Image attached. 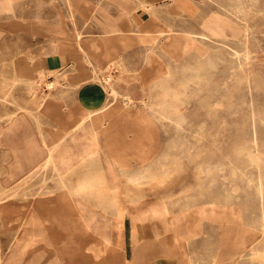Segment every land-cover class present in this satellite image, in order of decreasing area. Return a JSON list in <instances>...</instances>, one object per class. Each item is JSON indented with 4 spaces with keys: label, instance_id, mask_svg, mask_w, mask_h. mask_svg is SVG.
I'll return each mask as SVG.
<instances>
[{
    "label": "rangeland",
    "instance_id": "rangeland-1",
    "mask_svg": "<svg viewBox=\"0 0 264 264\" xmlns=\"http://www.w3.org/2000/svg\"><path fill=\"white\" fill-rule=\"evenodd\" d=\"M105 1L17 0L13 11L0 9V264H177L182 256L172 241L161 233L154 238L140 227L150 222L170 230L176 244L189 229L180 223L186 215L195 224L184 236L194 234L196 223L205 220L201 236L190 243L192 264H264V230H258L264 224V118H258L264 117V0H190L191 12L178 11L179 0H138L128 8L144 10L133 18L130 13L136 11L122 8L120 0ZM109 2L120 10L109 11ZM164 7L172 10L163 13ZM36 11L44 16L41 26L34 21ZM76 15L94 20L98 29L93 24L82 30ZM147 30L149 44L174 74L167 90L182 92L189 100L165 102V89L150 88L142 40ZM81 45L93 50L84 51ZM136 45L129 54L139 61L135 78L127 80L123 68L119 81L140 95L126 93L133 96L130 104L124 97L110 98L103 122L118 130L128 126L130 139L145 130L153 137L147 156L129 159L123 157L129 151L127 140L102 128V151L114 153V174L106 172L105 192L124 212L122 235L127 241L126 247L113 249L100 234L85 229L110 219L112 208L105 210L94 195L81 191H72L76 195L67 199L57 171L38 168L48 154L39 145L44 140L53 144L70 131L83 105L92 110L105 104L102 85L86 80L93 69L103 68L107 53L125 58ZM54 47L71 68L44 70ZM42 78L57 80L55 88L39 86ZM80 80L85 86L77 91L72 82ZM87 89H100L106 97L86 101ZM153 120L160 142L151 129ZM76 150L71 147L60 159L76 156ZM26 152L31 160L19 158ZM68 173L65 179L83 178L79 168ZM78 202L98 211V218L88 210L81 214ZM145 251L150 255H140Z\"/></svg>",
    "mask_w": 264,
    "mask_h": 264
},
{
    "label": "bare ground",
    "instance_id": "bare-ground-1",
    "mask_svg": "<svg viewBox=\"0 0 264 264\" xmlns=\"http://www.w3.org/2000/svg\"><path fill=\"white\" fill-rule=\"evenodd\" d=\"M55 1V0H54ZM13 3V2H12ZM98 3V2H97ZM122 8L126 9L129 6H131L132 1L131 0H120L119 1ZM142 3V2H141ZM134 4V3H132ZM99 5V4H98ZM101 5V4H100ZM142 5V4H141ZM102 6V5H101ZM139 6V5H138ZM179 7L181 9H185V11H194V4L190 0H179ZM97 8V7H96ZM96 10V9H95ZM12 11V10H11ZM163 11V10H162ZM156 13V12H155ZM164 13V11H163ZM162 13V14H163ZM191 14V13H190ZM126 15V14H125ZM139 15V14H138ZM160 15V14H159ZM167 16V15H166ZM166 16L164 15L165 19ZM163 17V18H164ZM181 18V17H180ZM173 19V17H172ZM169 20L170 18L168 19ZM109 21V20H108ZM104 22V21H103ZM111 22V21H110ZM137 22V21H136ZM138 23V22H137ZM186 23V22H185ZM108 24V23H107ZM205 24V23H204ZM97 25V24H96ZM174 27V26H172ZM101 28V27H100ZM111 28V27H110ZM177 28V27H176ZM204 28V25H203ZM205 28H208L207 25ZM57 33L62 34V37H69V34L62 28H57ZM175 29V28H174ZM102 30V29H101ZM160 30V28H159ZM178 30V29H177ZM212 30L209 28V31ZM103 31V30H102ZM101 31V33H102ZM198 31V30H197ZM214 31V30H212ZM82 32V31H81ZM181 32V31H180ZM185 32V30H184ZM190 32V31H188ZM74 33V32H73ZM147 37L142 38V40L146 43V54H145V60L150 65V71H149V80H150V88L160 87L165 89L163 100L165 102H170V100H174L175 102H182L189 100V97H186L184 99V96H182V92H171L168 91V84L169 81L173 79L174 74L170 73L164 66L163 61L159 59L156 55L155 49L153 45L149 44V33L150 31L147 30ZM186 33V32H185ZM217 33V32H213ZM218 34V33H217ZM82 35V34H80ZM105 35V34H104ZM184 35V34H183ZM201 35V34H200ZM203 35V34H202ZM102 36V35H101ZM160 36V35H159ZM188 37V36H187ZM84 38V37H83ZM192 38V37H190ZM193 39V38H192ZM114 40V39H113ZM152 41H154L152 39ZM194 42V39H193ZM192 42V44H193ZM124 44V42H122ZM247 43V42H246ZM96 47H100V44L97 42L94 43ZM199 44V43H198ZM85 45V44H84ZM125 45V44H124ZM122 45V47H125ZM93 47V46H92ZM127 47V46H126ZM55 48V47H54ZM81 48L84 51H90L91 46L86 45L85 47L81 45ZM124 49V48H123ZM129 49V48H128ZM93 50V49H91ZM116 50V49H115ZM248 49H246L247 51ZM52 51V50H51ZM202 52V51H201ZM240 54V53H238ZM117 56V58H116ZM107 59L105 63H103L102 69H93V74L89 77V79L86 80L87 83L90 82H96L102 85L103 89L105 90L107 94V101L105 104L97 109H87L85 106L84 111L82 115L80 116L79 121L71 127L70 131H68L64 136H62L59 140L55 141L53 144H48L46 140L42 142V144L39 145L40 151H47V158L43 160L39 165V169H53L57 171L58 176L61 178L63 188L68 191V198H74L76 195L72 191H81L86 193L87 195H94L95 198L99 201L100 205L106 210L107 208H112L113 215L108 220H102L98 221V223H95L93 225H88L86 231L88 232H96L100 234L106 242L112 245L113 249L121 247L124 248L127 245L126 238L122 235V225L121 220L124 216L123 210L116 207V203L113 198H109L106 194V184H107V178H106V172L111 170V157L113 158V152L110 150L102 151V128H106L104 126V120H103V111H105L109 106V99L112 98L118 99L119 97H124V100L127 104H130L133 101V96L123 93L120 90V81H119V72L120 69L126 68V65L124 64V59L121 58V53L112 54L107 53L106 55ZM247 58V57H246ZM90 61V60H89ZM93 63V62H92ZM95 64V63H94ZM93 66V65H92ZM97 66V65H96ZM58 70H54L53 72L58 73ZM204 72V71H203ZM83 76V75H82ZM138 78V77H137ZM248 79V78H247ZM42 82H40L38 85L42 86L43 83H45L49 90L55 88L57 80H47L45 81L44 78L41 79ZM85 80H80V82H72V86L78 89L84 85ZM85 82V83H86ZM17 83V82H16ZM201 83V82H200ZM119 84V86L117 85ZM196 84V83H195ZM14 86V85H13ZM85 86V85H84ZM215 86V85H214ZM37 89V88H36ZM40 89V88H39ZM42 89V88H41ZM208 91V90H207ZM8 93V92H7ZM44 93V92H43ZM6 100V99H5ZM115 101V100H114ZM187 103V102H186ZM44 105V104H43ZM111 105V104H110ZM163 107V106H162ZM24 108V107H23ZM27 109V108H24ZM177 109V108H175ZM109 112V111H108ZM110 113V112H109ZM260 113V112H259ZM113 116V115H110ZM163 116V115H162ZM253 116V115H252ZM255 116V115H254ZM118 117V116H117ZM258 118H264V117H258ZM16 119V117L14 118ZM12 120L11 123L13 125L16 124L15 120ZM110 119V118H109ZM112 119V118H111ZM225 120V119H224ZM38 122V121H37ZM172 122V121H171ZM255 122V121H254ZM261 122V121H260ZM262 123V122H261ZM39 124V123H38ZM151 125V124H150ZM264 125V124H263ZM109 126V127H108ZM106 129L114 130L117 137L121 138L124 137L128 142V148L129 151L127 153L123 154L124 158H133V157H143L148 155V151L152 144V133L149 130L136 132L135 135L132 137V139L129 138V131L130 128L126 125H122L120 130L117 129V126L114 125L111 127L108 125ZM39 127V126H38ZM116 128V129H115ZM149 128V127H146ZM240 136V135H239ZM256 138V136H255ZM255 141V140H254ZM234 142V141H233ZM234 144V143H233ZM71 147L76 148L77 150L75 153H77L74 157H69L66 159H60V155L62 153H69V149ZM248 148V147H247ZM171 150V149H170ZM260 153V152H259ZM69 155V154H68ZM67 155V156H68ZM263 155V153H262ZM116 156V155H115ZM122 156V155H121ZM120 156V157H121ZM253 159L251 155H248ZM258 157V156H257ZM119 158V157H118ZM117 159V158H115ZM129 159L127 162H130ZM259 159V158H258ZM124 160V159H123ZM144 160V159H143ZM255 160V158H254ZM141 161V160H140ZM115 162V161H114ZM123 162V161H122ZM255 162V161H254ZM258 162V160H257ZM261 162V161H260ZM259 163V162H258ZM128 164V163H126ZM130 164V163H129ZM216 164V163H215ZM226 165V164H225ZM146 167V166H145ZM260 167V166H259ZM80 169L81 173H83V178L77 179V178H69L65 179L66 174H69L68 172L75 171L77 169ZM122 168V167H121ZM113 169V168H112ZM165 169V168H164ZM219 170V169H218ZM261 171V170H260ZM112 172V170H111ZM39 173V172H38ZM41 173V172H40ZM39 173V174H40ZM108 173V172H107ZM141 173V172H140ZM261 173V172H260ZM109 174V173H108ZM112 175L114 172L111 173ZM139 174V173H138ZM251 174V173H250ZM118 175V174H117ZM145 175V172H144ZM143 175V176H144ZM261 177V176H260ZM150 179V178H149ZM250 179V178H249ZM142 180V179H141ZM116 182V181H114ZM259 182V180H258ZM252 183V182H251ZM118 184V183H117ZM222 185V184H221ZM255 185V184H254ZM4 187V186H3ZM113 188V187H112ZM2 189V188H0ZM115 189V188H114ZM49 191V190H48ZM109 191V190H108ZM112 191V190H111ZM115 191V190H114ZM264 192V190L262 191ZM2 194V192H1ZM67 194V193H66ZM16 195V194H15ZM239 195V194H238ZM259 196V195H258ZM230 197V196H228ZM222 201V200H220ZM226 202V201H225ZM201 203V202H200ZM210 203V202H209ZM208 203V205H209ZM223 203V202H220ZM219 203V204H220ZM230 203V202H229ZM212 204V203H211ZM210 204V205H211ZM225 204V203H224ZM203 205V204H202ZM207 205V204H206ZM227 205V204H225ZM73 206V205H72ZM74 207V206H73ZM184 207V206H183ZM218 207V206H217ZM225 207V206H224ZM245 207V206H244ZM169 208V207H168ZM185 208V207H184ZM226 208V207H225ZM223 209V208H222ZM77 210L82 214L85 210H88L90 212V216H92L93 219L98 218V211L94 209H89L83 202H78L77 204ZM186 210V209H185ZM233 211V210H232ZM77 212V211H76ZM196 213V212H195ZM240 214V213H239ZM195 215V214H194ZM197 215V214H196ZM201 214L199 213V216ZM235 215V214H234ZM233 215V216H234ZM228 216V215H227ZM238 216V215H237ZM241 216V214H240ZM236 217V216H235ZM180 218V217H179ZM230 219V218H229ZM236 219V218H235ZM234 219V220H235ZM241 219V218H240ZM233 220V222H234ZM262 220V219H261ZM91 221V220H90ZM232 221V220H231ZM82 223V222H81ZM238 223V222H237ZM236 223V224H237ZM24 224V222H23ZM26 224V223H25ZM232 224V223H231ZM239 224V223H238ZM75 226V225H74ZM233 226V225H231ZM230 226V227H231ZM78 227V226H77ZM237 227V226H235ZM244 227V226H243ZM257 227V225L255 226ZM76 228V226H75ZM234 228V227H232ZM84 229V230H85ZM111 229L112 235L108 230ZM244 229V228H243ZM264 230V224L262 227H259L258 230ZM22 230V228H21ZM44 230V229H43ZM69 231L68 234L71 236L75 234L76 231H73L71 228H67ZM42 231V230H41ZM243 231V230H242ZM245 231V230H244ZM247 231V230H246ZM262 233V231H260ZM35 233V232H34ZM117 234V236H115ZM192 234V232H191ZM17 235V234H16ZM34 236H36L34 234ZM30 237H32L30 235ZM25 238V237H24ZM34 239V238H33ZM246 239H248L246 236H242V242L246 244ZM20 240L17 241V243ZM29 241V240H28ZM34 241V240H33ZM36 241V240H35ZM34 241V242H35ZM189 242V241H188ZM13 243V242H12ZM30 243V242H28ZM26 244V243H25ZM34 244V243H33ZM20 245V244H18ZM17 245V246H18ZM27 245V244H26ZM35 245V244H34ZM248 245V244H246ZM16 246V247H17ZM31 246V245H29ZM15 247V246H14ZM15 247V248H16ZM28 247V246H27ZM169 248V247H168ZM24 249V248H23ZM26 250H29L26 249ZM25 251V250H24ZM99 252V251H98ZM24 253V252H22ZM26 253V251H25ZM38 253V252H37ZM40 255H43L40 254ZM45 255V254H44ZM43 255V256H44ZM42 256V257H43ZM40 257V256H37ZM242 257V255H241ZM1 258V257H0ZM15 259V258H13ZM40 259V258H39ZM33 260V259H32ZM2 261V260H1ZM37 262V260H35ZM57 261V259H56ZM131 261V260H130ZM4 262V260H3ZM17 262V261H16ZM15 262V263H16ZM34 262V260H33ZM32 262V263H33ZM58 263V262H56ZM132 263V262H131ZM35 264V262H34Z\"/></svg>",
    "mask_w": 264,
    "mask_h": 264
},
{
    "label": "crops",
    "instance_id": "crops-1",
    "mask_svg": "<svg viewBox=\"0 0 264 264\" xmlns=\"http://www.w3.org/2000/svg\"><path fill=\"white\" fill-rule=\"evenodd\" d=\"M16 1L17 0H0V9H4L6 11H11V10L13 11L15 8H17L16 7ZM108 1H110V0H106L105 2H108ZM131 1H133V3H136L138 0H131ZM159 1L161 2L163 0H159ZM108 4H110V2ZM110 5L111 6L109 7V11H112V7L114 9H117L118 11L120 10L115 5H113V4H110ZM170 8L171 7H164V8H161L160 10H167V9L170 10ZM143 10H144L143 8H137V9H135L133 7L128 8V11H136V12L130 13L131 18H133L134 16L135 17L137 16V14H138L137 11H143ZM171 10H172V8H171ZM178 11H185V9H179ZM76 16L78 17V21L81 22V26H83L82 30H88L90 27L93 28V24L96 26V23L94 22V20L89 19L88 21H86V20L82 19L79 15H76ZM33 17H34V21L37 23V26H41L42 23H43V18H44L43 14H42V11H36L33 14ZM66 19L70 21L69 18H66ZM13 24L14 23H11V25H13ZM72 26H73V24H72ZM95 28L98 29L97 26ZM99 32H96V33H99ZM137 48H139L138 45H136L134 47H131L128 50V52H126V54H125L124 64L126 65V70H125L124 74H125L127 80L135 78V75H136L134 73L135 72L134 69L137 67V65H139V61H138V58H133V56H130L129 54L132 51H134L135 49H137ZM59 54H60V51L57 50L56 48L53 49L52 51L48 52L47 57H49V58L46 59V65L44 66V70L45 71H48L47 68H52V69L56 68L57 70L60 69L61 71H63L64 69L71 68L72 65H70L69 67L64 65V59L63 58L61 59L59 57ZM31 55H33V53H31ZM91 66H92L91 64L88 65V68H91ZM132 69H133V72H131ZM124 84L125 83L120 85L122 87V88H120V90L122 92L130 93V94H132V95H134L136 97H139L138 95H140V94H138V92L134 91L133 89H131L129 87H125ZM67 90H69V89H67ZM84 92H85L84 93V100H86V101H89L91 99V97H94V96H97L100 100H102V99H104L106 97V94L103 91H101L100 89H98V90L87 89ZM76 94L78 96V93H76ZM142 95H144V93H142ZM80 103L83 105L82 101H80ZM120 107H122L121 104H120ZM151 129H152V131L154 133H156L157 127H156V125L154 123V120H153V123H151ZM156 138L160 142V135L157 134V133H156ZM20 156H21V157H19L20 159H25V160H27V159L31 160L32 159V154L27 153V152L24 155H23V153H20ZM28 164L27 163L25 164V165H28V167H26L25 170H29V168L31 167V164L30 163H28ZM146 201H149V202L153 201L154 202L155 200L149 199V200H146ZM127 207H130V205L127 206ZM168 217H170V216H168ZM191 219H192V217H190V215H186L184 218H181L180 223L185 228L189 227V229H190L192 227V225L195 224L194 221H192ZM202 224L205 225V220L203 222L201 220L200 222L196 223L197 230L194 231L195 233L192 234V235L184 236V234H188L189 229L188 230L186 229V231L184 230L183 231L184 234L180 233L181 235H179L178 242L176 244H174V242H173V240H175V238H174V235L172 234V232L170 230L163 231V230L157 229L150 222L142 223L141 224L142 226L140 227V231H142V229L149 230L154 235V238H156V233H161L162 237H165L164 239H169L170 241H172L171 244L173 246L177 247L176 250H177V252H179L178 255L182 256L180 258L181 260L179 261L180 263H177V264H192L194 256H193V252L191 251L190 243H192L191 241H193V240H197L201 236L202 231H200V230L203 228ZM158 227H160V225H158ZM140 231H139V233H140ZM188 239L190 241L189 243L187 242ZM147 246H149V245H147ZM140 255H145L147 257V256L150 255V252L149 253H147L146 251L145 252H141Z\"/></svg>",
    "mask_w": 264,
    "mask_h": 264
}]
</instances>
